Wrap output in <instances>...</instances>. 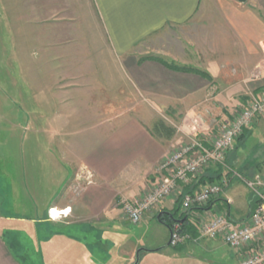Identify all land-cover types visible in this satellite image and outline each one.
<instances>
[{
    "label": "crops",
    "instance_id": "0c3cea01",
    "mask_svg": "<svg viewBox=\"0 0 264 264\" xmlns=\"http://www.w3.org/2000/svg\"><path fill=\"white\" fill-rule=\"evenodd\" d=\"M0 6L11 38L6 63L21 65L35 92L25 100V127L0 113L11 134L24 133L21 159L0 143L1 159L9 157L0 173L11 182L0 192V264H135L138 252L128 259L125 245L110 236L130 223L121 204L149 192L161 179V162L187 138L208 136L213 122L232 119L264 91V0H0ZM202 23L211 24L209 36L191 31ZM176 29L195 57L170 56L171 63L202 74L134 53L146 39ZM96 40L114 65L96 64ZM257 71L261 79L252 80ZM162 113L181 124L170 125ZM245 134L227 157L228 169L211 168L181 185L191 194L204 185L202 177L229 180L214 205L235 223L249 222L256 199L250 191L242 205L232 198L230 188L240 181L230 170L249 178L264 173V114ZM179 208L168 200L159 214ZM52 209L70 212L56 218ZM211 241L230 252L219 260L235 264L264 245L259 240L238 251ZM168 243L141 252L140 261Z\"/></svg>",
    "mask_w": 264,
    "mask_h": 264
},
{
    "label": "built area",
    "instance_id": "2783aa9c",
    "mask_svg": "<svg viewBox=\"0 0 264 264\" xmlns=\"http://www.w3.org/2000/svg\"><path fill=\"white\" fill-rule=\"evenodd\" d=\"M260 75V72L258 73ZM264 114V94L251 97L247 106L232 119L221 122L218 133L211 139L191 137L173 154L166 157L158 168L161 179L140 200L123 202V216L137 225L146 217L157 215L168 200H176L182 212L200 209L191 215L198 231V237L182 234L181 224L175 223L170 236V247L176 248L186 242L202 239L222 241L229 248L242 250L254 242L264 241V173L253 178L230 170L233 178H239L256 199L248 223H235L226 212L216 209L214 202L224 193L229 180L203 185L198 191L183 194L181 185H188L199 179L207 170L216 167L228 169L227 157L233 152L238 139L251 130ZM66 209L61 211L65 213ZM50 213L54 216V210ZM69 213V212H68ZM59 214L56 218L61 217ZM159 216V215H158ZM240 264H264V245L243 256Z\"/></svg>",
    "mask_w": 264,
    "mask_h": 264
},
{
    "label": "rangeland",
    "instance_id": "374dc122",
    "mask_svg": "<svg viewBox=\"0 0 264 264\" xmlns=\"http://www.w3.org/2000/svg\"><path fill=\"white\" fill-rule=\"evenodd\" d=\"M236 7L242 9L240 1L235 2ZM3 6H0V20L5 19V13L3 12ZM210 12V11H209ZM211 13V12H210ZM5 21H0V113L2 115H8V119L10 122H17L16 125L20 127H25L26 123L24 121V104L25 100H30L33 98L34 91H32L29 87V81L27 77H25L24 71L22 70L21 65H13L7 64L6 61L8 59L9 53L8 47H10V36L8 37L7 28L5 29ZM191 31H198V34L203 36H209L211 29V24L202 23L195 24L190 27ZM209 34V35H208ZM196 36V35H195ZM188 38V37H187ZM197 40L198 37H196ZM186 40V36L183 35L182 31H178L176 29L172 32H165L164 34L157 35L155 37H151L146 39L143 43H141L138 48L134 51V53L144 55L146 57H161L165 59L167 62H171L172 59L170 56H176L178 58H189L190 55L192 58L195 57V54L192 55L185 47L184 43ZM94 57L97 65H114L110 60H104V54L98 53V40H96V47L94 46ZM189 56V57H188ZM35 59H37V55H33ZM106 59V58H105ZM90 65H93L92 63ZM30 67H37L38 65H30ZM35 72H38L35 70ZM32 72V75L35 73ZM259 71H257L253 76L252 80H257ZM264 94L263 92H257L254 96ZM248 100L249 103V99ZM31 104L32 101H30ZM245 104V100L243 101ZM29 104V103H27ZM148 102V106H149ZM247 106V104H246ZM149 114V112H145L144 115ZM169 116V115H168ZM170 125L177 126L181 124L179 121L175 123L170 121V117L167 118V115L161 114L160 116ZM177 120V119H175ZM227 120V119H226ZM6 121V118L3 119ZM3 121L0 119V124L3 125ZM225 121L217 119V121L213 122L211 125L210 133L206 136V139H211L212 137L217 135L218 127L221 126V122ZM188 124H193V120L188 121ZM6 129L0 132V143L4 142L6 144L5 149L13 148L15 151V155L19 156L21 159V151L20 148L23 145L22 138L24 133L21 129H16V134L13 135L10 133V129H8V125L6 123L3 125ZM194 137L201 138L203 137L201 134H196ZM190 138H187L185 142L189 143ZM243 145H240L238 149H240ZM174 153V152H173ZM172 153V154H173ZM249 158V156H248ZM9 157L1 159L0 157V165L3 167H7L5 163ZM12 160L13 158L10 157ZM17 165V164H16ZM14 166V169H17V166ZM20 165V164H19ZM1 168V167H0ZM158 171V170H157ZM260 175V174H259ZM235 180L240 181L239 178H234ZM216 182V181H215ZM214 182V183H215ZM217 183H220L218 181ZM10 180L4 175L0 173V192H6L10 187ZM249 190L242 182H234V184L230 188V194L232 198L236 201H245V198L248 196ZM241 207V206H240ZM234 212V211H233ZM121 213L123 214V203L121 204ZM144 221V220H143ZM142 221V222H143ZM139 223L134 225L132 223L124 222L120 225H117L116 228H113L110 236L113 238L119 239L121 243L125 245V250L127 251L124 254L128 259L131 256L136 255L137 252L141 250H150V248H164L166 244L169 242L170 234L165 225L161 224L158 221H152V223ZM201 241V240H199ZM182 248L176 249L173 247H169L164 252H160V254H156L152 258H148L145 254H141L140 264H235L234 261L227 262L225 260H219V256L222 254H230L226 247L218 246L214 244L209 239H202L201 242L194 243V241L186 242L181 245ZM124 250V249H123ZM73 254L79 256V253ZM113 254V253H112ZM151 256V255H150ZM119 258V257H118ZM97 259V258H96ZM143 259V260H142ZM242 260V259H241ZM120 260L117 259L116 262H112L111 264H119ZM130 262V261H129ZM241 262V261H240ZM98 264V262H96ZM105 263V262H103ZM102 263V264H103ZM25 264H40L39 262H31ZM42 264V263H41ZM43 264H59V263H43ZM108 264V263H105ZM240 264V263H239Z\"/></svg>",
    "mask_w": 264,
    "mask_h": 264
},
{
    "label": "trees",
    "instance_id": "16d2710c",
    "mask_svg": "<svg viewBox=\"0 0 264 264\" xmlns=\"http://www.w3.org/2000/svg\"><path fill=\"white\" fill-rule=\"evenodd\" d=\"M145 59H149V60H154V61H158L161 64L165 65L166 67L176 70V71H182V72H192V73H197V74H202L201 71L193 69V68H188V67H182V66H177L174 63L171 62H167L165 61V59L161 58V57H146ZM204 75V74H203ZM246 134H244L243 136H241L238 141H244V139ZM237 141V142H238ZM217 168H224V167H217ZM225 169V168H224ZM216 180V178H211L206 180L205 177H202L199 182H203V184H209V183H214ZM218 181H216L215 183H217ZM200 209H195V210H191L189 212H182L181 208L176 209L174 211H172L169 215L165 216L164 213H161L159 215L160 216V223L163 225H167L168 227H170L171 229H173L174 224L175 223H180L181 224V230L180 232L182 234H190L193 238L198 237V231H197V226L195 224V222H193L191 215L195 214L197 212H200ZM183 246H179L176 249L182 248Z\"/></svg>",
    "mask_w": 264,
    "mask_h": 264
},
{
    "label": "water",
    "instance_id": "95a60500",
    "mask_svg": "<svg viewBox=\"0 0 264 264\" xmlns=\"http://www.w3.org/2000/svg\"><path fill=\"white\" fill-rule=\"evenodd\" d=\"M241 2H246V0H241ZM168 215H169V214H168ZM160 216H161V215H159V216L157 217L158 222L160 221ZM166 227L169 229L170 236H171V235H172V229H171L170 227H168L167 225H166ZM167 247H170V241H169ZM144 251H146V250H141V251L138 252V254H137V260H136V263H135V264H139V261H140V253H141V252H144Z\"/></svg>",
    "mask_w": 264,
    "mask_h": 264
},
{
    "label": "bare ground",
    "instance_id": "6f19581e",
    "mask_svg": "<svg viewBox=\"0 0 264 264\" xmlns=\"http://www.w3.org/2000/svg\"><path fill=\"white\" fill-rule=\"evenodd\" d=\"M68 212H70V211H68ZM68 212H65L64 214H67ZM53 214H56V216H58V215L61 214V213H58V211H54Z\"/></svg>",
    "mask_w": 264,
    "mask_h": 264
}]
</instances>
